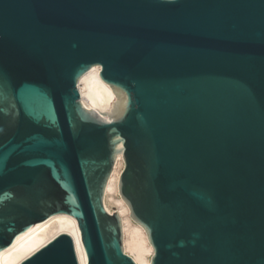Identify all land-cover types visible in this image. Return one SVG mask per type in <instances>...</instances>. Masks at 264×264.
<instances>
[{"label":"water","instance_id":"95a60500","mask_svg":"<svg viewBox=\"0 0 264 264\" xmlns=\"http://www.w3.org/2000/svg\"><path fill=\"white\" fill-rule=\"evenodd\" d=\"M120 155L151 264H264V0H0V253L66 214L87 264H136ZM22 264L80 261L62 234Z\"/></svg>","mask_w":264,"mask_h":264},{"label":"bare ground","instance_id":"6f19581e","mask_svg":"<svg viewBox=\"0 0 264 264\" xmlns=\"http://www.w3.org/2000/svg\"><path fill=\"white\" fill-rule=\"evenodd\" d=\"M101 67L95 66L79 82L82 98L92 96L100 112L107 113L109 97L101 84ZM125 168L123 156L118 157L115 169L107 186L105 207L117 209L123 224L124 250L136 264H151L155 250L146 229L133 221L131 210L120 196L119 182ZM62 234L73 237L80 264H87L85 249L81 241L78 222L70 215L58 214L37 224L21 235L13 245L0 253V264H22Z\"/></svg>","mask_w":264,"mask_h":264}]
</instances>
